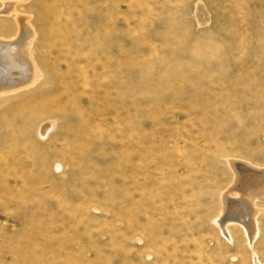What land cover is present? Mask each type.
I'll return each mask as SVG.
<instances>
[{
	"label": "rangeland",
	"instance_id": "1",
	"mask_svg": "<svg viewBox=\"0 0 264 264\" xmlns=\"http://www.w3.org/2000/svg\"><path fill=\"white\" fill-rule=\"evenodd\" d=\"M54 7L75 32V111L10 147L46 145L10 156L21 175L0 171V264H264V201L252 243L219 225L229 162L264 169V0ZM65 142L69 156L51 154Z\"/></svg>",
	"mask_w": 264,
	"mask_h": 264
},
{
	"label": "bare ground",
	"instance_id": "2",
	"mask_svg": "<svg viewBox=\"0 0 264 264\" xmlns=\"http://www.w3.org/2000/svg\"><path fill=\"white\" fill-rule=\"evenodd\" d=\"M55 3L56 0H0V135L10 142L9 146L0 144V151L6 154L0 158V171L10 176L24 172L20 168L22 163L10 162V156L22 154L25 160L37 157L35 153L46 148L41 141L35 143V150L10 149L11 145L26 143L25 129L42 116L68 120L69 109L75 111L68 92V62L75 32L69 29V15L64 12L67 18L62 17ZM42 72L52 78L50 83L41 81ZM45 86L50 88L48 93H44ZM50 127L49 123L38 128V137L42 139ZM69 149L70 143L65 142L60 151L51 154L69 156ZM76 155V158L84 157V152ZM229 165L233 173V186L229 190L232 195L228 198L226 193L223 197L224 214L219 225L227 237V227L237 223L252 243L257 234L255 216L258 213L253 204L256 199L264 201V169L232 161ZM33 170L29 172L37 173Z\"/></svg>",
	"mask_w": 264,
	"mask_h": 264
}]
</instances>
